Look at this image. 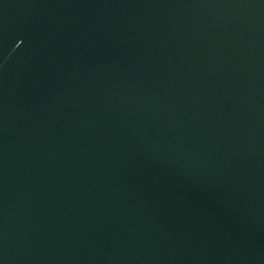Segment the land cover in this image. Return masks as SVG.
Wrapping results in <instances>:
<instances>
[{"label":"water","instance_id":"1","mask_svg":"<svg viewBox=\"0 0 264 264\" xmlns=\"http://www.w3.org/2000/svg\"><path fill=\"white\" fill-rule=\"evenodd\" d=\"M0 264H264V0H0Z\"/></svg>","mask_w":264,"mask_h":264}]
</instances>
